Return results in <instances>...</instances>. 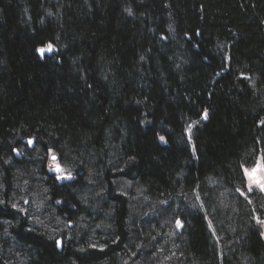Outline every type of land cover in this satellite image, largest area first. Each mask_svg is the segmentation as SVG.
Wrapping results in <instances>:
<instances>
[{"label": "trees", "instance_id": "1", "mask_svg": "<svg viewBox=\"0 0 264 264\" xmlns=\"http://www.w3.org/2000/svg\"><path fill=\"white\" fill-rule=\"evenodd\" d=\"M260 158L264 0H0V264H264Z\"/></svg>", "mask_w": 264, "mask_h": 264}, {"label": "rangeland", "instance_id": "2", "mask_svg": "<svg viewBox=\"0 0 264 264\" xmlns=\"http://www.w3.org/2000/svg\"><path fill=\"white\" fill-rule=\"evenodd\" d=\"M191 133V131L189 130ZM53 153H50V158ZM51 169L54 172L55 165L60 163L56 160H50ZM62 168V166L60 165ZM264 168V161L262 158L258 159L257 162L248 168H245L247 172H252L254 169L256 177H264V172L261 169ZM64 169V175L67 173H71L72 171L69 168H62ZM58 173V172H57ZM57 176H61L60 173ZM61 179V178H59ZM64 179V178H62ZM120 185L124 183V181H117ZM216 187H219V190L216 193V204L213 205L210 210L208 211V207L205 206L202 197H200L196 192L194 193V197L196 199L197 206L207 212V217L209 220L210 228L216 238V241L219 245L220 252L229 251L231 247L232 240H229L230 236H235L237 232H239V220H253L255 225L260 224L263 229V237H264V190H262L258 184L251 182L248 179L246 174V184L245 188H241L239 190L233 191L227 188H223L217 181L214 182ZM119 185V186H120ZM122 186V185H121ZM251 187V190H249ZM102 195L99 194V199ZM106 196L103 197V199ZM104 200L108 201L106 197ZM263 209L262 213H259V210ZM241 213H247L246 216H239ZM217 220L219 221L218 223ZM230 235V236H229Z\"/></svg>", "mask_w": 264, "mask_h": 264}, {"label": "snow or ice", "instance_id": "3", "mask_svg": "<svg viewBox=\"0 0 264 264\" xmlns=\"http://www.w3.org/2000/svg\"><path fill=\"white\" fill-rule=\"evenodd\" d=\"M52 45L51 44H48L47 45V51H52ZM46 49L45 48H39L38 49V52L43 55L45 53ZM161 140H163L164 138L163 137H160ZM29 143H32V141H29ZM52 160L53 162H55L57 160V157L55 155H52ZM55 170L61 174V176H58V178H66V179H71V173H67L66 175H64V169H62L60 167L59 164H56L55 165ZM255 169L252 171V172H247L246 170V174L248 176V179L255 183V184H258L259 187L264 190V177H256L254 174H255ZM262 172H264V168L261 169ZM249 190H251V187H249ZM177 224L179 226V221H177ZM59 244V242H57Z\"/></svg>", "mask_w": 264, "mask_h": 264}, {"label": "water", "instance_id": "4", "mask_svg": "<svg viewBox=\"0 0 264 264\" xmlns=\"http://www.w3.org/2000/svg\"><path fill=\"white\" fill-rule=\"evenodd\" d=\"M48 52H50V51H48ZM51 159H52V157H51ZM58 242H59L58 247H59V249H61V246H62V239H59Z\"/></svg>", "mask_w": 264, "mask_h": 264}]
</instances>
